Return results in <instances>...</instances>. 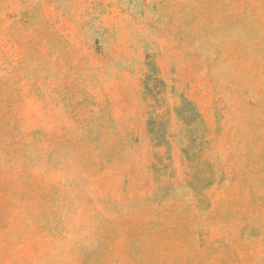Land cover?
<instances>
[{
	"label": "rangeland",
	"instance_id": "374dc122",
	"mask_svg": "<svg viewBox=\"0 0 264 264\" xmlns=\"http://www.w3.org/2000/svg\"><path fill=\"white\" fill-rule=\"evenodd\" d=\"M0 264H264V0H0Z\"/></svg>",
	"mask_w": 264,
	"mask_h": 264
}]
</instances>
